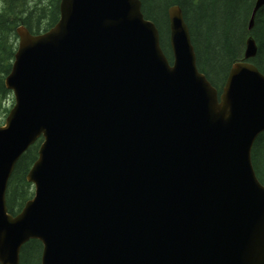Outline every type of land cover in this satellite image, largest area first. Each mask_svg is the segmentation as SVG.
Segmentation results:
<instances>
[{
	"label": "water",
	"instance_id": "water-1",
	"mask_svg": "<svg viewBox=\"0 0 264 264\" xmlns=\"http://www.w3.org/2000/svg\"><path fill=\"white\" fill-rule=\"evenodd\" d=\"M264 7L256 0L249 22ZM60 20L20 26L0 126V264L31 240L41 264H264V75L245 57L221 94L199 71L182 9H168L172 60L140 0H61ZM40 139L13 216L7 188Z\"/></svg>",
	"mask_w": 264,
	"mask_h": 264
},
{
	"label": "trees",
	"instance_id": "trees-1",
	"mask_svg": "<svg viewBox=\"0 0 264 264\" xmlns=\"http://www.w3.org/2000/svg\"><path fill=\"white\" fill-rule=\"evenodd\" d=\"M145 17L153 21L161 33V45L169 58L168 9L179 6L188 25L197 57V66L219 94L234 63L245 57L246 44L252 37L257 54L251 62L264 75V7L249 22L256 0H140ZM61 0H0V98L12 92L5 79L10 74L18 50L16 30L26 27L33 35L47 32L60 20ZM5 109V110H4ZM3 109V119L9 109ZM1 124V122H0ZM42 139L33 145L17 162L7 188L6 200L10 214L16 216L34 196V187L27 175L38 158ZM252 162L257 177L264 185V133L254 143ZM43 246L37 240L25 244L20 264H41Z\"/></svg>",
	"mask_w": 264,
	"mask_h": 264
},
{
	"label": "rangeland",
	"instance_id": "rangeland-1",
	"mask_svg": "<svg viewBox=\"0 0 264 264\" xmlns=\"http://www.w3.org/2000/svg\"><path fill=\"white\" fill-rule=\"evenodd\" d=\"M13 106H14V96H13V94L7 96L4 99L0 98V114H1V116H3V109L4 108L11 110L13 108ZM7 116L8 115H5V117H3V119L0 118V122H1L0 125H4L5 124V120H6Z\"/></svg>",
	"mask_w": 264,
	"mask_h": 264
},
{
	"label": "bare ground",
	"instance_id": "bare-ground-1",
	"mask_svg": "<svg viewBox=\"0 0 264 264\" xmlns=\"http://www.w3.org/2000/svg\"><path fill=\"white\" fill-rule=\"evenodd\" d=\"M255 41V40H254Z\"/></svg>",
	"mask_w": 264,
	"mask_h": 264
}]
</instances>
